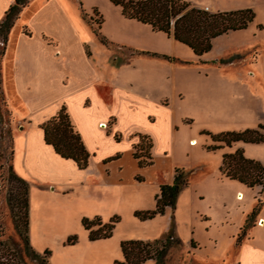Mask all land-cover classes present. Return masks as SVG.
<instances>
[{
	"label": "rangeland",
	"instance_id": "1",
	"mask_svg": "<svg viewBox=\"0 0 264 264\" xmlns=\"http://www.w3.org/2000/svg\"><path fill=\"white\" fill-rule=\"evenodd\" d=\"M74 1L84 18L92 15L94 29H97L99 17L93 16V9L96 7L100 11L102 2L111 4L109 0ZM186 1L211 12L249 7L255 17L246 28L230 31L213 40L205 57L216 58V61H199L187 45L173 41L162 32L155 33L163 37L158 48L165 51L164 55L174 51V59H164L174 62V68H188L182 78H193V87L189 85V92L183 96L168 90L153 93L154 102L133 103L132 114L120 116V124L113 126L107 121L103 130L96 133L97 145L93 147L96 151L88 152L90 168L98 164L102 156L126 154L138 143L139 135L146 136L144 147L148 139L152 142L153 165L140 169L133 158L126 156L122 190L130 199L116 203L112 208L102 205L99 209L102 222H108L112 217L119 219L111 238L102 244L106 253L102 258L88 255L84 247L88 240L81 220L94 217L81 218L74 201L57 204L51 201L50 204L60 206L64 211L68 223L33 225L34 230L35 227L48 228L52 233H58L67 227L71 232L67 237H77L73 247L65 244L67 237L62 242L57 239L48 245L51 259L57 264H113L115 260H121V241L159 239L168 233L171 225L174 238H179L181 245L169 250L165 264H243L245 258L250 264L264 262V195L260 188H248L219 172L223 154L238 149L243 150L246 158L264 166V143L238 142L230 148L208 151L206 147L211 140L203 134L264 127V0ZM2 47L0 39V50ZM1 58L0 55V61ZM220 76L227 79L224 88L215 85L221 80ZM135 77L132 75L130 79L134 81ZM233 94L235 97L230 98ZM0 115V228L4 237L17 240L5 200L11 186L13 121L2 101ZM169 119H172L170 132ZM192 139L195 145H192ZM147 153L144 148L143 154ZM176 168L187 172L189 180L178 196L175 210L167 209L164 215L147 221L135 218L134 212L154 208L159 185L170 184ZM138 177L142 181H138ZM244 225H248L245 235L239 237ZM145 264L154 263L148 261Z\"/></svg>",
	"mask_w": 264,
	"mask_h": 264
},
{
	"label": "crops",
	"instance_id": "2",
	"mask_svg": "<svg viewBox=\"0 0 264 264\" xmlns=\"http://www.w3.org/2000/svg\"><path fill=\"white\" fill-rule=\"evenodd\" d=\"M13 2L0 0V21ZM102 5L100 11L93 9V16L101 21L96 26L97 35L92 15L84 18L74 0H29L5 44L2 92L13 121L12 166L29 184V240L38 253L71 233L67 227L58 233L48 228L34 230L33 225L68 223L64 211L51 201H74L81 218L99 217L102 205L112 208L130 199L122 190V182L126 156L133 158V148H129L126 154L102 156L94 169L88 165L79 170L44 142L40 125L64 106L86 150L93 152L96 133L107 121L113 126L120 124V116L132 114L133 103H152V94L163 90L183 96L189 92V85L193 87V78H182L188 68H174V62L152 55L166 54L158 48L163 37L155 33L161 31L123 16L113 3ZM205 54L196 56L197 60H217L207 59ZM168 55L174 56V51ZM162 66L167 68H159ZM132 75L137 81L136 77L130 79ZM220 79L215 85L226 87L227 79ZM168 122L170 132L172 119ZM108 159L112 160L105 162ZM104 242L88 240L84 245L87 254L104 257ZM250 263L244 259L243 264ZM49 264H57L51 256Z\"/></svg>",
	"mask_w": 264,
	"mask_h": 264
},
{
	"label": "trees",
	"instance_id": "3",
	"mask_svg": "<svg viewBox=\"0 0 264 264\" xmlns=\"http://www.w3.org/2000/svg\"><path fill=\"white\" fill-rule=\"evenodd\" d=\"M28 1L14 0L0 21V39L3 42V47L0 50L1 57L5 51L9 31L18 18L21 8ZM110 2L120 7L123 16L148 24L153 30L172 36L174 40L187 45L196 56H201L210 51L213 40L217 36L246 28L255 17L254 11L249 7L211 12L194 6L186 0H110ZM100 22L99 18L97 25ZM94 32L99 35L98 29H94ZM100 40L105 42L101 36ZM152 55L162 56L168 60L174 59V57L164 54L152 53ZM0 101L6 106L2 92L1 61ZM1 126L2 118L0 115ZM40 128L43 131L44 142L50 145L60 158L71 160L79 170L88 167L90 154L86 150L80 134L74 129L64 106L54 116L42 123ZM203 134L211 140V144L206 147L208 151H216L223 147L230 148L238 142L245 144L264 143L263 126L241 132L219 134L204 132ZM145 139L146 136L139 135L138 143L133 147L132 155L140 169L153 165L152 142L148 139V143L144 147L143 141ZM144 148L148 151L147 154H143ZM111 160L108 159L105 162ZM9 172L11 186L5 200L12 216L17 240L11 236L4 237L3 230L0 228V264H35L39 262L40 264H49L50 251L45 250L38 253L30 244L29 184L15 173L13 166L9 167ZM219 172L225 178L237 181L248 188H260L261 194L264 195V166L258 161L246 158L243 150L238 149L232 153L223 154ZM137 180L142 181L139 177ZM188 180L189 174L183 169L176 168L172 183L159 186V191L154 197V208L136 211L134 217L139 221H147L156 216L164 215L167 209L174 211L178 196L187 187ZM118 222L117 217H112L105 223L99 217L81 220L89 241L111 238ZM247 226H243L239 237L245 235L244 230ZM76 243L77 237L75 235L69 236L65 241L66 245ZM179 245H181V241L179 238H174L173 225H171L168 233L159 239L121 241L119 247L122 258L115 260L113 264H145L148 261H153L154 264H165L169 250ZM191 246L194 247L192 242Z\"/></svg>",
	"mask_w": 264,
	"mask_h": 264
},
{
	"label": "bare ground",
	"instance_id": "4",
	"mask_svg": "<svg viewBox=\"0 0 264 264\" xmlns=\"http://www.w3.org/2000/svg\"><path fill=\"white\" fill-rule=\"evenodd\" d=\"M192 143H193L192 145H195L196 144L195 140Z\"/></svg>",
	"mask_w": 264,
	"mask_h": 264
}]
</instances>
